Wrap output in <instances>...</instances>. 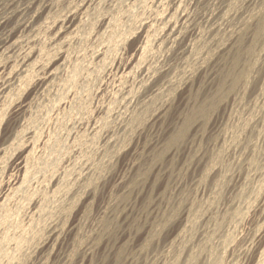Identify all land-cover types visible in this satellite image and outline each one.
Listing matches in <instances>:
<instances>
[{
    "label": "rangeland",
    "instance_id": "rangeland-1",
    "mask_svg": "<svg viewBox=\"0 0 264 264\" xmlns=\"http://www.w3.org/2000/svg\"><path fill=\"white\" fill-rule=\"evenodd\" d=\"M39 4L0 50V264H264V0Z\"/></svg>",
    "mask_w": 264,
    "mask_h": 264
},
{
    "label": "bare ground",
    "instance_id": "bare-ground-1",
    "mask_svg": "<svg viewBox=\"0 0 264 264\" xmlns=\"http://www.w3.org/2000/svg\"><path fill=\"white\" fill-rule=\"evenodd\" d=\"M40 1L41 0H14L13 3L6 10L5 14L2 17H0V50H2V52H1L2 54L0 53L1 55H3V54L11 55V54H15L17 51L19 52V49L21 48L20 41H15L12 44H10L9 46H7L9 44V39H10L9 36L12 33V31L14 30V25L18 26V24H20L22 26L25 24V22L27 21V18L30 15L31 11L35 7L36 8L40 7L39 6ZM34 16H35V14H34ZM22 64H24V63H22ZM14 80H15V78L10 79L9 77H6L5 79L1 80L0 81V93L2 94L8 87H10Z\"/></svg>",
    "mask_w": 264,
    "mask_h": 264
}]
</instances>
